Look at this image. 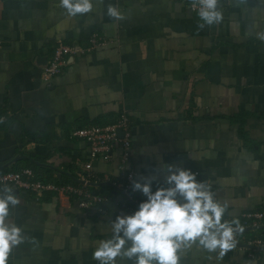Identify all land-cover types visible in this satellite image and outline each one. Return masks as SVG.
Masks as SVG:
<instances>
[{"label": "crops", "instance_id": "crops-1", "mask_svg": "<svg viewBox=\"0 0 264 264\" xmlns=\"http://www.w3.org/2000/svg\"><path fill=\"white\" fill-rule=\"evenodd\" d=\"M191 1L93 0L90 12L70 16L59 0H0V171L78 181L89 144L72 131L125 114L136 180L155 177V189L162 165L172 164L228 203L229 222L264 210V0H218L223 19L203 28ZM109 5L123 18L109 17ZM93 33L106 43L43 78L57 44H83ZM118 153L92 161L91 171L114 180ZM88 189L108 196L104 215L54 191L18 190L9 222L26 239L7 264H98L92 253L110 237L111 220L133 211L110 181ZM255 237L264 239V228L237 231L222 257L193 244L180 264H264V250L251 258L242 246Z\"/></svg>", "mask_w": 264, "mask_h": 264}, {"label": "clouds", "instance_id": "clouds-1", "mask_svg": "<svg viewBox=\"0 0 264 264\" xmlns=\"http://www.w3.org/2000/svg\"><path fill=\"white\" fill-rule=\"evenodd\" d=\"M68 15L92 10L93 0H59ZM107 15L123 18L117 7L109 5ZM199 27L218 24L223 19L218 0H199ZM264 39V34H261ZM167 174L160 186L153 188L155 177L132 181V191L141 200L131 214L116 215L111 220L110 237L99 241L92 253L98 264H180V253L193 244L209 253L223 256L235 247L239 222L224 219L227 202L215 198L205 181H199L190 169L172 164L162 165ZM20 203L15 192L0 189V264H7L11 250L26 237L23 229L9 222L10 209Z\"/></svg>", "mask_w": 264, "mask_h": 264}, {"label": "built area", "instance_id": "built-area-1", "mask_svg": "<svg viewBox=\"0 0 264 264\" xmlns=\"http://www.w3.org/2000/svg\"><path fill=\"white\" fill-rule=\"evenodd\" d=\"M199 0L188 3V9L197 14ZM106 40L97 33H93L89 40L83 44L59 43L43 68L42 76L49 80L51 77L62 72L63 67L76 55H83L91 52L97 47L104 45ZM129 118L125 114H120L118 118L104 125H89L72 131L71 136L83 139L89 144V160L83 165L82 171L78 174L77 183H51L43 182L36 178L31 168L25 167L19 170L0 171V188L11 187L17 190H24L39 196L44 191H54L73 197L78 206L83 209L94 208L99 214H105V202L108 196L92 193L88 189V184L110 181L115 191L122 194L124 203L122 207L134 211L138 203L144 199L139 192L132 191V181L136 180V173L129 165L131 132L129 128ZM122 131V136H118L117 131ZM119 149L117 176L114 180H107L91 171L92 161L110 162L113 159V150ZM239 222L240 230L246 228H264V210H251L244 212ZM247 255L251 258L255 256L257 249L264 250V239L260 237L248 238L243 241Z\"/></svg>", "mask_w": 264, "mask_h": 264}, {"label": "water", "instance_id": "water-1", "mask_svg": "<svg viewBox=\"0 0 264 264\" xmlns=\"http://www.w3.org/2000/svg\"><path fill=\"white\" fill-rule=\"evenodd\" d=\"M117 134H118V136H122V132H121L120 130L117 131ZM13 191H14L15 193H18V192H19L17 189H14ZM22 192H24V191H22ZM258 228H261V227H258ZM240 245H241V244H240Z\"/></svg>", "mask_w": 264, "mask_h": 264}, {"label": "trees", "instance_id": "trees-1", "mask_svg": "<svg viewBox=\"0 0 264 264\" xmlns=\"http://www.w3.org/2000/svg\"><path fill=\"white\" fill-rule=\"evenodd\" d=\"M3 171H6V170H3ZM72 182L76 184L77 183V180L72 178Z\"/></svg>", "mask_w": 264, "mask_h": 264}, {"label": "bare ground", "instance_id": "bare-ground-1", "mask_svg": "<svg viewBox=\"0 0 264 264\" xmlns=\"http://www.w3.org/2000/svg\"><path fill=\"white\" fill-rule=\"evenodd\" d=\"M122 132V131H121ZM99 184V183H98ZM262 228V227H261ZM247 229V228H246ZM243 230H245V229H243ZM243 245V244H242Z\"/></svg>", "mask_w": 264, "mask_h": 264}]
</instances>
